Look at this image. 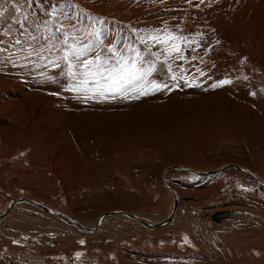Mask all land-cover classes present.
Here are the masks:
<instances>
[{
  "label": "rangeland",
  "instance_id": "obj_1",
  "mask_svg": "<svg viewBox=\"0 0 264 264\" xmlns=\"http://www.w3.org/2000/svg\"><path fill=\"white\" fill-rule=\"evenodd\" d=\"M92 29L140 49L168 87L72 91L61 41L87 43ZM157 32L180 51L141 43ZM227 165L264 181V0H0V264H264V186L213 172ZM177 166L213 173L165 175L179 195L165 227L108 215L87 231L117 211L165 222L163 175ZM23 198L81 226L39 207L7 212Z\"/></svg>",
  "mask_w": 264,
  "mask_h": 264
},
{
  "label": "snow or ice",
  "instance_id": "obj_2",
  "mask_svg": "<svg viewBox=\"0 0 264 264\" xmlns=\"http://www.w3.org/2000/svg\"><path fill=\"white\" fill-rule=\"evenodd\" d=\"M99 23H103V21L100 20ZM86 35L92 37L87 43L83 42V37L76 35H72V43H69V36L65 33L61 43L67 45V48L64 49L62 56L56 58L58 61L66 63V72L62 74L76 81L71 87L72 91L91 93V98L96 96L127 98L129 93L147 95L150 91H161L168 87L165 83L150 79L157 70V64L155 61L146 60L145 53L140 49L127 43L123 48H118L121 43L119 38L115 42L105 45L101 36L106 34L101 29H92ZM179 39L181 38L172 33L161 36L158 32L147 39L140 38L141 43L145 45L148 40L166 45L164 51L167 55L180 51L179 44L169 43ZM148 51L150 55L156 57L157 61L160 59V53H151L150 49ZM55 66L59 67L60 65L56 63ZM168 68L171 71V65ZM171 78L177 79L175 75ZM227 83L230 81H222L213 87Z\"/></svg>",
  "mask_w": 264,
  "mask_h": 264
},
{
  "label": "bare ground",
  "instance_id": "obj_3",
  "mask_svg": "<svg viewBox=\"0 0 264 264\" xmlns=\"http://www.w3.org/2000/svg\"><path fill=\"white\" fill-rule=\"evenodd\" d=\"M219 170H220V172H217V171H219ZM221 170H222V171H221ZM229 170H236V171H239V172H241V173H243V174H246L247 176H250L252 179L257 180L259 183H261V184L264 186V181H263L258 175H256L255 173L251 172L250 170H248L247 168H244V167H242V166H237V165H227V166L222 167V168H220V169H218V170H216V171H213V172H214V173H223V172H225V171H229ZM171 171H178V172H181V173H188V174H192V175H194V176H206V175H209L210 173H213V172H208V173L198 172V171H195V170H193V169H190V168H184V167H181V166L173 167V168H170V169L166 170V171L164 172V175H163V183H164L165 187H166V188L172 193V195H173V197H174V208H173V212H172V214H171L169 217H167L166 221L163 222V223H159V224L151 223V222H149V221H147V220L139 219V218H137V217H136L135 215H133V214H129V213H126V212H123V211H117V212H113V213H109V214H105V215H103V216L99 219V221H98V219H97V222L95 223V225H96L95 228H94V227H93L92 229H88V228H86L87 231H89V232H91V233H92V232H95L96 227H97L98 225H101L102 223H104V220L107 219L106 217H107L108 215H109V216L122 215V216H125V217L129 218L130 220L136 222V223L139 224V225H143V226H145V227H147V228H151V229L165 227L166 224H167V222H168L170 219H173L174 214L176 213L177 208H178V204H179V203H178V200H179V195H178V193H177L174 189H172V188L166 183V181H165V175H166L167 173L171 172ZM18 206L39 207V208H41L42 210H44L45 213L52 214V215L56 216L57 218H60V219L64 220L65 223H67V224L70 225L71 227H75L76 229H78L79 226H81V225L77 224L76 222H74V221H72V220H70V219H68V218H66V217H64V216L59 215V214H58L55 210H53L52 208H50V207L44 205L43 203H40V202H38V201H35V200H29V199H24V198H23V199H20V200H17V201H12V202H10V204H9V207H8L7 212L11 211L13 208H16V207H18ZM6 209H7V208H5V209L1 212V214H0V220H2V219H3V220H6V218H5V219L2 218V217H3V214L6 213V212H4V211H6ZM242 213H243V212H242L241 210L235 212V214H242ZM231 215H232V213L230 212V217H231ZM115 217H116V216H115ZM214 217H215V216H214ZM214 217H213V218H214ZM230 217H228V218H224L223 220L229 219ZM214 220H215V218H214ZM223 220H222V221H223ZM222 221H221V222H222ZM215 222H217V221L215 220ZM80 229H81L83 232L86 231V230L83 229L82 227H81ZM80 232H81V231H80ZM83 232H82V233H83ZM89 232H88V233H89Z\"/></svg>",
  "mask_w": 264,
  "mask_h": 264
},
{
  "label": "water",
  "instance_id": "obj_4",
  "mask_svg": "<svg viewBox=\"0 0 264 264\" xmlns=\"http://www.w3.org/2000/svg\"><path fill=\"white\" fill-rule=\"evenodd\" d=\"M222 171V170H221ZM220 172V171H217ZM230 217V212L226 211V212H219L215 215V220L219 223L221 222L224 218H228Z\"/></svg>",
  "mask_w": 264,
  "mask_h": 264
}]
</instances>
